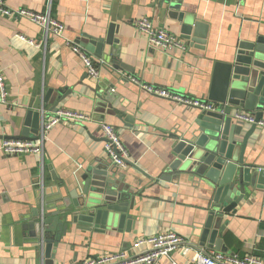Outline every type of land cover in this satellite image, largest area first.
<instances>
[{
    "label": "crops",
    "instance_id": "1",
    "mask_svg": "<svg viewBox=\"0 0 264 264\" xmlns=\"http://www.w3.org/2000/svg\"><path fill=\"white\" fill-rule=\"evenodd\" d=\"M4 1L12 9L50 10L65 30L46 40L43 28L30 19L0 14V69L7 90V103L0 101V144L21 133L27 112L48 90H53L55 99L67 94L59 110L84 112L93 120L55 124L46 132L43 154L6 155L0 148V264H46L42 246L32 237L33 212L43 210L46 199L52 203L73 192L86 167L105 164L122 177L134 197L128 211L134 224L91 231L70 224L53 249L54 264H78L88 257L125 250L142 253L150 246L134 247L138 238L167 230L179 232L186 243L159 264L172 260L203 264L194 260L198 251L194 244L211 211L212 190L192 175L179 176L170 170L173 146L192 136L200 110L149 94L129 77L211 101L215 64L231 61L240 42L264 37V0H176L179 12L208 25L205 50L149 44L146 33L136 26L142 17L180 38L179 23L168 16L163 0ZM112 25L118 42L106 45L104 53L114 58H102L99 78L92 79L68 40L97 57L90 40L105 37ZM116 63L124 67L115 70ZM51 106L50 102L46 110ZM237 112L254 116L242 109ZM235 120L243 125L241 138L254 124ZM101 122L118 129L129 150L126 167L114 166L108 158ZM245 162L264 167V125L260 123L249 138ZM223 223L219 237L226 251L207 249V254L253 255L264 260V191L247 193L237 213L227 214Z\"/></svg>",
    "mask_w": 264,
    "mask_h": 264
},
{
    "label": "water",
    "instance_id": "2",
    "mask_svg": "<svg viewBox=\"0 0 264 264\" xmlns=\"http://www.w3.org/2000/svg\"><path fill=\"white\" fill-rule=\"evenodd\" d=\"M164 9L170 18L179 23V35L188 48L205 50L208 42V25L179 12L180 2L163 0ZM116 27L112 25L108 34L94 37L90 43L95 46L97 58L106 61L114 58L104 53L106 45H113ZM109 59V60H108ZM116 59V58H115ZM115 70L124 66L114 64ZM53 90L37 98L32 109L27 112L24 127L16 138L37 139L42 121L52 112H57L59 104L66 97L63 93L58 99ZM209 99L226 106L220 111L201 110L197 115L196 127L192 136L181 139L173 146L174 161L170 170L192 175L199 184L204 183L212 190L211 211L202 225L194 248L207 254V249L226 251L222 246L220 233L225 229L223 223L227 214H236L238 205L247 193L264 191V167L245 162L250 136L257 123L264 119V37L256 41H242L231 61L217 62ZM52 106L47 110L49 103ZM242 109L250 111L256 123L240 137L243 125L235 120V113ZM95 166V165H94ZM85 168L74 191L61 196L52 203L43 204V210L36 209L29 223L32 237L42 246L46 264H54L53 249L66 234L70 224L83 230H98L118 226L127 228L134 224L133 215L128 214L134 206V197L128 185L124 184L116 171L108 164ZM249 191V192H247Z\"/></svg>",
    "mask_w": 264,
    "mask_h": 264
},
{
    "label": "built area",
    "instance_id": "3",
    "mask_svg": "<svg viewBox=\"0 0 264 264\" xmlns=\"http://www.w3.org/2000/svg\"><path fill=\"white\" fill-rule=\"evenodd\" d=\"M0 14L11 18L26 17L36 24L40 25L44 33L45 39L48 36H60L64 33L65 25L63 22L54 18L51 11L36 12L27 8L12 9L6 6L4 0H0ZM136 26L144 31L147 35L149 44L160 46L164 49H171L173 47L184 48L185 44L175 34L169 32L164 27L155 25L149 17H142L136 20ZM31 40L30 42H32ZM73 51L81 58L87 74L92 79L99 78L101 59L93 56L86 48L75 40H68ZM129 80L138 85L142 90L149 94L160 96L175 102L180 103L184 107H190L197 110H210L225 112L226 106L213 101L180 95L168 89L159 88L150 84H144L133 76ZM0 101L7 103V90L5 86L4 75L0 69ZM235 118L255 123L256 118L253 115L237 112ZM93 117L90 114L71 110H58L56 114L48 119L43 120L41 129L37 139H20V138H4L1 141L0 148L6 155H20L28 153L43 154L44 142L46 132L49 131L55 124L61 121L68 122H91ZM258 123L264 125V120ZM103 136L105 138L104 149L112 165L124 168L128 165L129 150L123 143L120 133L116 127L106 122H101ZM149 244L150 248L142 253L130 254L122 251L117 253H106L100 256L88 257L78 264H159V261L164 257H170L179 245L186 243V239L177 231L167 230L160 232L154 236L140 237L134 242V247L142 244ZM185 252L190 250L186 247ZM194 260L203 264H264V260L253 255L239 256L237 254H223L220 252H213L212 254H204L197 251L194 255ZM171 264H177L172 260Z\"/></svg>",
    "mask_w": 264,
    "mask_h": 264
}]
</instances>
